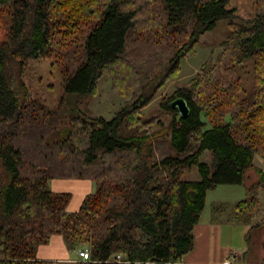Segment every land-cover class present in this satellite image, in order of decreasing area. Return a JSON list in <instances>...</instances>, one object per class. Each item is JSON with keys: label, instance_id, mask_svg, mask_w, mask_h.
<instances>
[{"label": "trees", "instance_id": "16d2710c", "mask_svg": "<svg viewBox=\"0 0 264 264\" xmlns=\"http://www.w3.org/2000/svg\"><path fill=\"white\" fill-rule=\"evenodd\" d=\"M222 19L230 30L221 53L160 101L168 123L143 117ZM44 58L64 64L55 107L27 77ZM250 58L254 87L245 96L238 66ZM103 75L125 98L111 119L89 107ZM177 97L188 102L186 117L171 106ZM205 151L211 164L200 161ZM256 154L264 160V0H0V264H53L37 251L56 234L71 250L90 249L91 261L76 264H181L207 192L244 184L253 169L248 198L233 205L248 240L253 213L264 225ZM194 165L200 180H184ZM73 178L96 183L76 212L70 193L49 188ZM227 208L212 204L213 220L232 221L214 218Z\"/></svg>", "mask_w": 264, "mask_h": 264}, {"label": "rangeland", "instance_id": "374dc122", "mask_svg": "<svg viewBox=\"0 0 264 264\" xmlns=\"http://www.w3.org/2000/svg\"><path fill=\"white\" fill-rule=\"evenodd\" d=\"M228 23L229 19H222L218 21L214 29L201 35L199 42L196 44L195 52L182 59L181 69L178 74L173 76L159 90L151 104L143 109V117L156 115L166 124L168 123V117L160 109V101L173 95L178 88L186 86L196 74L200 73L201 67L207 62L209 57H216L221 53V42L230 30ZM63 68L64 64L62 62L54 58H44L36 60L27 71L29 84L35 91L37 98L50 107L57 106L59 101L65 96ZM238 73L241 77V94L249 96L254 87L252 58L246 60L243 65L238 66ZM124 101L125 98L123 96L116 94L112 90L111 78L108 75H103L98 82L97 93L90 99L89 107L95 115L110 119L123 105ZM202 119L207 121L204 114L202 115ZM212 160L213 158L209 151H205L200 157V161L209 164H211ZM254 165L264 169V160L258 154L254 157ZM247 176L248 178L244 184H222L214 189V192H210L213 193L214 197L212 204L220 202L228 204V208L221 214L217 213L214 218L226 219L227 221L232 220L230 222H221L224 233L222 244L230 245L234 249L237 247L245 249L243 253L235 255V264H264V225L255 226L258 223L260 224L261 221L263 222V218L257 213H253L250 225H254V227L250 230L248 240L245 236L249 226L233 220V205L242 199L248 198L249 193L246 187L258 178L257 172L253 169L247 172ZM183 179L189 181L200 180L198 167L196 165L192 166L183 176ZM87 183H93L95 187L90 190L87 187ZM49 188L54 191L70 193L71 199L68 209L70 212H76L80 208L84 198L90 192L95 191L96 183L95 181L80 178L50 180ZM257 196L259 198V208L264 209V190L257 192ZM77 262L80 261L77 260L75 263L53 262V264H76Z\"/></svg>", "mask_w": 264, "mask_h": 264}, {"label": "crops", "instance_id": "0c3cea01", "mask_svg": "<svg viewBox=\"0 0 264 264\" xmlns=\"http://www.w3.org/2000/svg\"><path fill=\"white\" fill-rule=\"evenodd\" d=\"M52 180L55 181L69 179ZM87 184V187L90 190L95 187L93 183ZM54 192L61 191L55 190ZM210 192H214V190L207 192L205 207L200 215L199 221L194 227V248L183 257L182 261L180 262L181 264H225L228 261H234L235 255L241 254L245 251V249L239 247L234 249L230 245L227 246L222 244V238L224 236L223 227L221 223L212 219L211 204L214 201V197L213 193ZM77 250L78 249H69L64 238L61 235L56 234L51 237L49 243L40 245L38 247L37 257L40 260L52 261L55 263H75L78 259L76 252Z\"/></svg>", "mask_w": 264, "mask_h": 264}, {"label": "water", "instance_id": "95a60500", "mask_svg": "<svg viewBox=\"0 0 264 264\" xmlns=\"http://www.w3.org/2000/svg\"><path fill=\"white\" fill-rule=\"evenodd\" d=\"M171 106L173 108H176L180 114L181 117H186L190 112V107L188 105V102L183 97H177L171 101ZM188 196L191 200H195L196 193L194 191H190L188 193ZM264 245V242H263Z\"/></svg>", "mask_w": 264, "mask_h": 264}, {"label": "built area", "instance_id": "2783aa9c", "mask_svg": "<svg viewBox=\"0 0 264 264\" xmlns=\"http://www.w3.org/2000/svg\"><path fill=\"white\" fill-rule=\"evenodd\" d=\"M77 256H78V261L80 262H89L91 261V251L89 248H80L77 250ZM225 264H235L234 261H228Z\"/></svg>", "mask_w": 264, "mask_h": 264}]
</instances>
